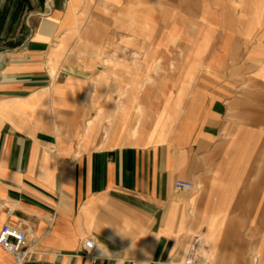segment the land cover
Here are the masks:
<instances>
[{"label": "crops", "instance_id": "1", "mask_svg": "<svg viewBox=\"0 0 264 264\" xmlns=\"http://www.w3.org/2000/svg\"><path fill=\"white\" fill-rule=\"evenodd\" d=\"M263 26L264 0H0V230L27 232L21 264H183L197 236L200 264H264Z\"/></svg>", "mask_w": 264, "mask_h": 264}, {"label": "built area", "instance_id": "2", "mask_svg": "<svg viewBox=\"0 0 264 264\" xmlns=\"http://www.w3.org/2000/svg\"><path fill=\"white\" fill-rule=\"evenodd\" d=\"M188 185L187 189H193L195 184L189 181L177 180L175 182V188L177 190L185 189L184 186ZM94 243L93 239L85 240L83 244V250L86 256L94 254L96 247L93 246L92 250L86 249V246L90 243ZM0 247L9 252L15 259V264H21L24 258L28 254V234L19 225H13L6 223L0 230ZM204 248V240L201 236H197L191 244L188 256L183 261V264H200V257Z\"/></svg>", "mask_w": 264, "mask_h": 264}, {"label": "rangeland", "instance_id": "3", "mask_svg": "<svg viewBox=\"0 0 264 264\" xmlns=\"http://www.w3.org/2000/svg\"><path fill=\"white\" fill-rule=\"evenodd\" d=\"M102 23V22H101ZM242 24H243V20H242V18H240V20L238 21V26L239 27H241L242 26ZM99 40V41H98ZM104 40V38L103 37H99V38H95V42L93 41V38L90 40L91 42H86V41H83V40H80V39H76L75 40V45H79L80 47H84V46H89V47H87V50L89 49V51H92V50H96V52L98 51L99 52V54L100 55H102L101 54V52H100V48H97V47H92L91 45L93 44V43H95V44H93V45H96V43H99V44H103V41ZM108 40V39H107ZM106 43H108V45L110 44H118L119 42L117 41V40H112V41H110V42H106ZM143 43H148V44H150L151 42H150V40H146V42L144 41ZM90 44V45H89ZM248 44V45H247ZM246 46H249V45H264V26L262 27V29L261 30H259V31H257L256 33H255V36H252L250 39H249V41L248 42H246V44H245ZM85 48V47H84ZM98 54V55H99ZM136 57H139V54H136ZM142 71H143V73L145 72V70L144 69H142ZM146 79H145V82H147V81H150L151 80V77L147 74L146 75ZM139 88H145V85H144V83L143 84H141L140 86H139ZM117 92L119 91V90H116ZM136 95H134V97H135ZM137 97V96H136ZM123 105H125V107L124 108H121V109H119V111L121 112H124L125 111V108H126V106H127V104H125L124 102H121ZM117 109H118V107H117ZM163 123H165V118L164 117H158L157 118V122H156V124H163ZM91 124H92V120L91 121H89V126H91ZM106 129V128H105Z\"/></svg>", "mask_w": 264, "mask_h": 264}, {"label": "clouds", "instance_id": "4", "mask_svg": "<svg viewBox=\"0 0 264 264\" xmlns=\"http://www.w3.org/2000/svg\"><path fill=\"white\" fill-rule=\"evenodd\" d=\"M185 190H187L188 185L184 186ZM95 246L97 249H99L100 251V258H107V259H111L112 258V254L109 252V250L107 249V247L100 243L99 241H96L94 243L90 242L87 246L86 249H88L89 251L92 250V247ZM189 264H191V262H189Z\"/></svg>", "mask_w": 264, "mask_h": 264}, {"label": "bare ground", "instance_id": "5", "mask_svg": "<svg viewBox=\"0 0 264 264\" xmlns=\"http://www.w3.org/2000/svg\"><path fill=\"white\" fill-rule=\"evenodd\" d=\"M259 2V1H258ZM258 5V4H257ZM258 9V8H257ZM124 94H126V93H124ZM136 96L134 97V100H133V102H132V104H135V108H136V110L138 111V112H140L141 114H143L144 113V109H143V107L140 105V104H138V102L136 101ZM125 107V105H123L122 103H121V105H119L118 106V110L119 109H121V108H124ZM147 114V113H146ZM136 117V116H135ZM141 123V122H140ZM141 125V124H140ZM136 129V128H135ZM134 129V130H135ZM133 131V130H132ZM135 131H133V134H134V137H136L135 136V133H134ZM132 134V133H131ZM138 135V134H137Z\"/></svg>", "mask_w": 264, "mask_h": 264}]
</instances>
